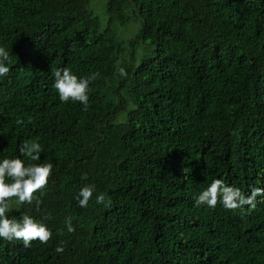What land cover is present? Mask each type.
I'll return each mask as SVG.
<instances>
[{"label": "trees", "instance_id": "trees-1", "mask_svg": "<svg viewBox=\"0 0 264 264\" xmlns=\"http://www.w3.org/2000/svg\"><path fill=\"white\" fill-rule=\"evenodd\" d=\"M91 2L0 0V159L36 140L53 164L40 203L9 213L51 240L0 239V264H264V201L195 204L217 178L264 187V0ZM57 68L99 73L87 109L60 101Z\"/></svg>", "mask_w": 264, "mask_h": 264}, {"label": "clouds", "instance_id": "clouds-1", "mask_svg": "<svg viewBox=\"0 0 264 264\" xmlns=\"http://www.w3.org/2000/svg\"><path fill=\"white\" fill-rule=\"evenodd\" d=\"M9 59V52L0 46V80L7 77L11 71L6 63ZM119 75L127 76L125 68L119 69ZM53 88L58 92L62 103L70 100L79 102L85 109L89 107L90 84L95 81L99 73L90 76H78L68 68H57L53 72ZM22 124V120H17ZM20 155L28 158V161L16 158L0 159V239L22 241L25 248H29L33 241L47 244L52 236V230L44 222V218L37 219L32 215L24 214L17 218H10L9 213L12 206L31 205L34 200L37 204L40 201L34 193L44 189L49 183V177L53 171L52 163H39L44 148L39 141L25 140L19 149ZM264 183V181H262ZM95 186H84L75 197L79 207L86 208L93 197ZM264 201V187L256 186L251 188L250 195H245L238 187H233L224 182L223 179H214L207 188L201 191L195 198L196 206H205L215 209L217 204H222L228 211L244 209L254 211L258 200ZM95 202L104 204L105 196L98 194ZM68 232H74L71 219L67 220ZM56 251L62 253L63 247H57Z\"/></svg>", "mask_w": 264, "mask_h": 264}, {"label": "rangeland", "instance_id": "rangeland-1", "mask_svg": "<svg viewBox=\"0 0 264 264\" xmlns=\"http://www.w3.org/2000/svg\"><path fill=\"white\" fill-rule=\"evenodd\" d=\"M104 4H105V0H92L91 8L94 9L96 14L102 15ZM130 27H132V26H130ZM129 32H130V30L125 31V34L129 33Z\"/></svg>", "mask_w": 264, "mask_h": 264}]
</instances>
